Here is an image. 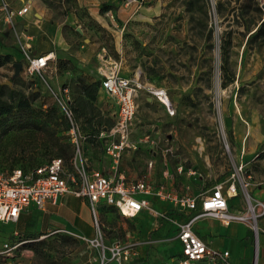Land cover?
Masks as SVG:
<instances>
[{
    "label": "rangeland",
    "instance_id": "374dc122",
    "mask_svg": "<svg viewBox=\"0 0 264 264\" xmlns=\"http://www.w3.org/2000/svg\"><path fill=\"white\" fill-rule=\"evenodd\" d=\"M28 2L27 14L32 18L43 15L63 32L65 46L56 50L45 75L53 88H68L82 132L79 154L87 169L105 158L106 138L101 139L100 132L114 125L115 106L107 94L100 99V105L98 99L86 103L80 82L97 80L100 87V78L109 69L124 76L137 75L143 82L164 88L174 104L175 114L171 116L157 99L144 91L139 93L128 123L131 146L119 158V162L121 157L127 161L137 177L149 174L161 179L165 174L172 176L178 187L202 192L230 176L237 165L239 142L244 141L249 128L248 138L264 133V0H101L100 10L109 7L101 11L108 20L105 27L87 18V11L77 0ZM110 9L115 23L107 16ZM24 22H17L6 44L19 49L16 39L31 43L37 36L36 25L25 27ZM3 38L0 32V41ZM20 58L5 59L0 65V86L4 83L23 90L29 96L31 109L35 108L33 99L37 94L55 107L37 77H25L20 70L11 81L12 64L22 62ZM35 85L41 90L32 95ZM2 98L13 103L6 93ZM55 108L56 115L63 117ZM12 115L0 116V168L35 166L55 155L37 135L18 130ZM40 118L36 120L44 117ZM67 126L65 120L51 123L61 142L70 144L68 150L73 156L75 149L66 133ZM240 195H244L243 190ZM99 210L96 232L100 242L110 245L114 239L145 246L144 254L154 264L176 263V210H159L164 216L150 214L158 228L143 238L139 234L131 236L138 227L139 231L142 228L132 217L121 215L111 206H100ZM246 210L247 202L242 211ZM262 216L256 222H247L256 249L253 225L259 228V240ZM12 226L0 220V235L6 236ZM19 226H24L22 221ZM23 237L29 242L19 254V264H73L78 247L74 239L60 233L40 236L24 232ZM141 239L144 244L136 242ZM37 241H42L38 253L30 245ZM92 246L101 252L99 245Z\"/></svg>",
    "mask_w": 264,
    "mask_h": 264
},
{
    "label": "built area",
    "instance_id": "2783aa9c",
    "mask_svg": "<svg viewBox=\"0 0 264 264\" xmlns=\"http://www.w3.org/2000/svg\"><path fill=\"white\" fill-rule=\"evenodd\" d=\"M29 10V5L13 6L8 0L0 1V15L7 26L16 30L17 19ZM111 23H115L112 11L107 12ZM22 54L21 74L25 77H37L40 84H44L54 100L62 116L68 122L66 133L73 144L75 154L70 160V166L63 158L54 157L49 161L30 170L14 167L11 170H0V220L16 221L20 213L30 207L41 209L47 200L56 201L65 192L85 198L92 210L94 222H97V205L102 202L114 206L125 216H135L140 210L147 209L155 215L164 216V212L155 210L145 195L152 194L160 199L168 200L177 209L186 212V217L177 223V238L181 244L180 256L175 264H194L206 260L210 264H233L229 260L228 250L215 249L193 230V222L204 215L220 219L223 223L239 220L256 222L264 215V200L254 198L248 190L250 180L245 170V163H238L231 172L229 182L224 186L216 183L209 193L195 196L180 193L175 190H165L164 185L153 186L145 179L126 181L124 175L106 174L100 169H87L80 151L82 132L75 119L71 98L67 87L58 89L50 86L45 73L51 67L49 54L32 53L31 44L17 39ZM110 60V59H109ZM100 86L115 106L114 125L100 132L101 138H106L105 153L110 157L113 167L117 168L119 158L124 149L131 146L128 142V123L136 109V99L144 91L157 99L165 108L168 115L175 114V108L167 91L162 87L143 82L139 76H124L116 69L105 70L100 78ZM41 90V86H39ZM35 90H38L35 85ZM36 106L46 109L48 103L42 94L34 100ZM243 190L247 202L246 211L230 212L228 197L237 195ZM254 238L258 246V226L253 225ZM29 239L22 238L18 230H13L0 245V264H17L19 254ZM89 243L101 247V264L116 260L118 264H125L131 259L133 249L131 245L119 240L105 245L98 237L88 240ZM255 264V263H253Z\"/></svg>",
    "mask_w": 264,
    "mask_h": 264
},
{
    "label": "crops",
    "instance_id": "0c3cea01",
    "mask_svg": "<svg viewBox=\"0 0 264 264\" xmlns=\"http://www.w3.org/2000/svg\"><path fill=\"white\" fill-rule=\"evenodd\" d=\"M8 1L15 7L29 4L28 0ZM77 2L79 6L84 7L87 11V18L89 17L93 19L102 27H105L104 25L108 24L107 18L101 14L98 5L101 0H77ZM110 11L112 10L110 9ZM28 12L29 10L23 16L18 17L17 22L19 20H25V27L28 24L36 25L37 27V36L33 37V40L31 39L30 43L32 53L50 54V52H53L55 54L57 49L65 46V38L59 25L54 26L43 15H38L37 18H32L30 13L27 14ZM119 13L120 9H117V14ZM71 19L73 20L74 18L72 17ZM76 19H78L77 16ZM12 31L13 30L4 23L0 15V32L4 35V38L0 41V54L8 53L12 55L13 59H17L18 57H21L20 59H22L20 49H17L10 44H6V40H8L9 34ZM51 58L53 59V57ZM105 95L106 93L103 88L101 86L98 87L96 96L99 105L101 101L100 99H103ZM111 104L114 105L112 102ZM246 123L249 125L247 120ZM249 132L250 128L246 131L247 135L245 136L246 133L243 135L244 141H242V143L241 141L239 142L240 145L237 150L238 155L236 164L240 162L245 163V170L249 175L250 180L248 187L249 192L254 198L264 200V133L257 132L255 135L249 136L248 138ZM93 167V169H100L106 174H113L115 176L122 174L126 181H135L142 178L153 186L164 185L165 190H175L192 196L201 193H209L214 186L213 185L202 192L192 193L188 188H185L187 186L178 187V182L175 181L172 176H166L164 174V178L157 179L150 177L149 174H145L137 177V172L134 170L130 171L127 161L123 157H121L118 167L114 168L113 163L107 154H105V158L101 161L94 163ZM229 177L225 180H220L219 182H222L224 186H226L229 182ZM145 197L149 199L151 206L157 211L174 209L179 216V221L186 217V212L177 209L168 200L160 199L152 194L145 195ZM245 203L244 196H241L240 193L228 197V209L230 212L243 210ZM100 206L109 207L111 205L100 202L97 205L96 217L100 213ZM150 214L155 215L147 209H142L135 216H132L131 219L136 220L137 224H141L142 228H140L139 231L138 227L137 231L133 232L131 236L134 237L139 234V237L143 238L144 234L153 235L152 231L158 228V222L157 220H154L153 222V218ZM27 220L29 221L27 222ZM20 221L23 222L25 227H17V224H19ZM7 222L12 223L13 226L7 230L8 233L6 236L0 235V245L12 235L13 230H18L22 238H24V232L39 233L40 236L60 233L66 237L74 239L78 243L77 252L72 258L73 264H101L100 250L97 247L92 246L88 241L97 237L96 231L98 227L94 222L91 207L88 201L83 197L65 192L59 195L56 201L47 200L43 208H27L20 213L16 221ZM260 227L262 232L258 240V249H256L252 243L251 235H249L247 222L232 220L228 223H223L220 219L210 215L201 216L193 222L194 232L215 249L228 250L229 260L233 264H264V216L260 219ZM128 236L130 238V233ZM114 241L116 240H110L111 244ZM144 241L145 240L141 239L136 242L143 243ZM123 243L131 245L132 249H136V251L133 250L134 252L131 255L129 262L125 264H154L152 258H149L144 254V250L146 249L145 246L143 247L140 245L138 247L126 241H123ZM176 245L179 247L178 254L180 256L181 244L178 238L176 239ZM133 257H135V259L137 257L144 258L134 260L132 259ZM17 264H19V258Z\"/></svg>",
    "mask_w": 264,
    "mask_h": 264
},
{
    "label": "trees",
    "instance_id": "16d2710c",
    "mask_svg": "<svg viewBox=\"0 0 264 264\" xmlns=\"http://www.w3.org/2000/svg\"><path fill=\"white\" fill-rule=\"evenodd\" d=\"M108 9L109 7H106V6L101 7V11L108 10ZM262 23H264V21H262ZM111 48H113V46H111ZM12 58H13L12 55L8 53L0 54V65L5 61V59H12ZM16 78L17 76L12 77L11 81H14ZM98 86H99V81L97 80H94L91 82H84V81L80 82L81 94L85 99H87L86 103H89V102L92 103V101H95L97 99L96 92H97ZM37 87H38V90H35L32 95L37 94V92L40 91L39 86ZM5 93L7 94L8 98L13 101V103L9 102L8 100H3L2 97ZM39 95L37 94V96L33 99V101L37 99ZM55 107L53 106L50 107L48 105L46 109H42L41 107L35 105V108L31 109L30 104H29V96H27L23 90H14L4 83L1 84L0 86V116L13 114L12 118H16L15 120L17 123L18 130L26 131L30 133L31 135H33V137L37 135L36 137L43 141V143L45 144V147L50 148L53 154H55L50 159L54 157H61L64 159L65 163L70 166L69 163L72 158V155L70 156V152L68 150L70 144L68 142H61L60 136L57 135L56 129L51 127V123L59 124L65 120L68 125V122L64 117L56 115ZM73 111H74V108H73ZM74 115H75V111H74ZM37 117L39 118L44 117V118L42 121H38L36 120ZM6 119L7 117L3 118L2 121ZM75 119L77 120L76 115H75ZM41 164L43 163H40L35 166L22 167L21 165H17L14 167H20L23 170H30ZM0 170H4V169L0 168ZM28 242L29 241H27L24 244V246ZM41 243L42 241H37V242L31 243L30 245H32V248L34 249V251L38 253L39 246ZM197 262L200 264H210L206 260L197 261ZM197 262H195L194 264H196Z\"/></svg>",
    "mask_w": 264,
    "mask_h": 264
},
{
    "label": "water",
    "instance_id": "95a60500",
    "mask_svg": "<svg viewBox=\"0 0 264 264\" xmlns=\"http://www.w3.org/2000/svg\"><path fill=\"white\" fill-rule=\"evenodd\" d=\"M12 65L14 67L13 77H16V76H18L20 74V70H21V67H22V62L21 61H15ZM106 264H118V263H117L116 260H110Z\"/></svg>",
    "mask_w": 264,
    "mask_h": 264
},
{
    "label": "bare ground",
    "instance_id": "6f19581e",
    "mask_svg": "<svg viewBox=\"0 0 264 264\" xmlns=\"http://www.w3.org/2000/svg\"><path fill=\"white\" fill-rule=\"evenodd\" d=\"M53 56H54V53L50 52L49 57H53Z\"/></svg>",
    "mask_w": 264,
    "mask_h": 264
}]
</instances>
